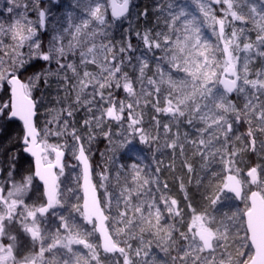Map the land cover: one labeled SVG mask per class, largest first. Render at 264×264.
Returning <instances> with one entry per match:
<instances>
[{
  "label": "trees",
  "instance_id": "trees-1",
  "mask_svg": "<svg viewBox=\"0 0 264 264\" xmlns=\"http://www.w3.org/2000/svg\"><path fill=\"white\" fill-rule=\"evenodd\" d=\"M232 1L233 9L241 19L234 27L239 36V48L236 50L234 48L237 46L232 47V50L229 46L225 49L219 38L218 20L224 12L229 11V14L231 11L221 0L219 6H215L213 0H202L209 7L208 11L207 7L203 9L200 5H194L193 0H135L141 10L144 7L149 9V18L147 22L132 18V24H135L133 30L150 28L152 33L143 44L132 35L131 42L136 50L125 53L123 64L120 57L119 63L122 66L117 63V68L122 71L126 66V78L134 84L136 95L132 98L127 93L129 98L124 102L127 96L122 92L123 88L110 94V99L115 96L122 101V106L118 108L121 110L120 116L116 120L106 115V109L111 104H106V107L86 105L81 99L76 103L74 97L69 108L74 114V122L68 118L69 126L77 131V137L88 139L86 148L93 171L100 164L105 169L112 204L108 216L110 220H116L114 227L117 231L121 230L120 238L125 250L123 254H104L97 235L101 260L78 264H128L125 260L127 258H130L132 264H181L184 256L192 261L188 240L191 223L196 216L203 214L212 220L214 229L225 239L220 253L223 256L221 262L246 264L251 259L253 250L244 219L249 199L245 201L244 198L239 203L234 196L225 192L224 178L227 175V161L233 158L231 148L228 147H237L240 151L252 147L253 153L260 148L264 156V146L259 142L264 141V127L251 129L246 122L243 107L238 104L243 110L241 124L246 134L237 143L230 142L222 122L229 114L226 102L236 100V94L228 96V100L224 98L220 107L216 101V104L212 102L211 109H208V95L202 84V80H213L210 84L219 88L217 78L223 66L228 63L227 54L231 60L238 56L242 65L246 62L247 67L252 68L250 77L262 75L261 79H264V0ZM72 4L73 1L61 0L57 13L60 20L55 26L63 29L64 42L71 39L74 31L71 29L66 32L70 20L65 21L62 13ZM154 6L156 11H153ZM101 7L105 10L103 5ZM108 15L111 17L109 12ZM34 18L37 19V14ZM223 23L226 33H229L227 22ZM52 27V21H48L46 29L39 28L45 49L53 35ZM100 29L104 34V29ZM188 36L187 41H184ZM97 40L101 39H85L75 50L77 57L94 48L98 44ZM262 42L259 51L256 50ZM188 44L196 52L194 64L184 60L182 51ZM66 52L71 53L68 50ZM129 55L132 57L131 63L127 60ZM68 56L72 57L73 53ZM136 57L141 59L137 60ZM40 64L52 72L57 71L58 66L54 61L50 66L48 62L40 61ZM241 67L237 68L240 73ZM52 78L48 77L51 82ZM189 78H192V82ZM45 89L50 87H45L41 81L35 95H40ZM185 99L187 103L181 102ZM130 101H133V110L129 107ZM168 104L178 107L180 112H168L165 110ZM209 113L214 114V117H209ZM140 118V127L144 135L146 133L148 136L149 145L142 144L141 139L132 140V134L129 135L124 128L133 126ZM213 122L218 125L214 126V139L208 143L212 131L207 128ZM249 141L254 143L250 145ZM225 142H229V145ZM0 146L6 156L10 150L6 151L3 145ZM221 159L224 164H220ZM15 163L18 165V173L22 174L25 165L30 169L27 174L33 173V163L29 157L24 156ZM202 175L210 176L211 182L205 181V177L201 180ZM61 188L63 191V183ZM175 190L184 196L180 199L179 212H176L174 205ZM41 199L45 201L43 189ZM216 220H220L221 224L218 225ZM174 248L176 251H173ZM66 261L64 259L62 264H66ZM218 264H221L220 260Z\"/></svg>",
  "mask_w": 264,
  "mask_h": 264
},
{
  "label": "rangeland",
  "instance_id": "rangeland-1",
  "mask_svg": "<svg viewBox=\"0 0 264 264\" xmlns=\"http://www.w3.org/2000/svg\"><path fill=\"white\" fill-rule=\"evenodd\" d=\"M67 1L72 2L73 0ZM107 2L110 6V0H107ZM193 2L194 5H200L203 9L207 7L206 10H209V7L205 3H202V0H193ZM221 2L231 10L229 14V11L224 12L223 17H221L223 21L227 22L226 26L230 29V32L226 33L227 46H229L231 50L232 47L234 48L237 46L234 48L236 50L239 48V36L237 34L238 30L234 27L236 26V22L241 21V19L233 9L234 2L232 0H221ZM3 3L4 0H0V7L3 6ZM45 4L41 1V5ZM72 8L73 4L68 9ZM102 8L103 7H101V10L98 13L89 12L84 15H81L80 9L77 8L76 15L70 19L68 29L70 28L74 32L71 39L64 42L65 51L68 50L73 53L72 57L69 58L68 56L69 61L74 60L76 64L79 65L81 56L77 57V53L75 52L78 46L89 37L94 39L99 37L101 39L103 36V30L100 29L103 27L100 25L104 21L105 10H102ZM53 11L56 13L59 12L56 9H53ZM108 12L110 13L111 10L109 9ZM35 14V12H30L29 18L35 21ZM108 18L111 19L109 15ZM0 19H7V17L0 16ZM134 26L135 24H132V29ZM127 28V22L120 25V27L114 31V37L120 39L121 33ZM231 30L233 31L231 32ZM66 32L69 31L67 30ZM37 35L42 44V35L39 28L37 30ZM133 37L136 36L133 34ZM188 38L189 36L185 38L184 41H187ZM4 40L7 44L12 43L9 37H5ZM97 41L98 44L95 45L94 48L85 52L87 53V72L89 75L82 76L80 78V83H77L76 79L72 80V83L76 86L71 89L67 100H65V92L63 88L57 87L56 76H50L54 77L52 78L50 89L42 90L40 93L44 99L38 105L39 114L37 122L38 128L42 134L41 141L47 149L45 161L47 163L53 162V148L65 149L69 156V159L66 161L65 171L60 176V180H65L66 182H61L60 184L58 205L47 217H43L38 213V210L43 206V202L41 201V189L43 188L40 183L33 177V175L26 177L21 175L20 178V176L13 172V168L15 169L16 165L15 162L11 161L8 163L3 159L7 172L2 183V193L0 195V264H62L64 259L68 260L66 261V264H78L82 262L85 263V261L97 262V260L99 261L102 258L99 254L100 250H98L99 245L96 240L97 233L95 225L87 224L84 218L82 209V170L76 160L78 141L81 140L85 147L89 141L88 139L84 140L79 136L77 137V131L69 126L68 117L60 112V109L66 107L67 104L71 107L75 97V99L79 98L83 100L86 105L106 107V104H111V107L106 109V115L107 118L116 120V118L120 116L119 111L121 110L118 108L122 106V101H119V97L115 96L110 99V94L123 88L122 92L127 96L124 98V102L128 101L129 94L132 95V98L136 95L134 84L126 78V76H128L126 66L125 69L122 70L123 74L121 69L117 68V63L120 62V53L113 52V50L109 48L107 54H105L101 47V40ZM69 44L71 45L70 48L68 47ZM262 44L263 42L257 46L258 48L256 50L260 49ZM21 51L27 55L29 50L27 46H25ZM182 53L185 62L188 61L189 64L195 63L194 57L196 52L193 51L189 44L185 47V50L182 51ZM245 55L247 56L246 53ZM34 59L35 57L33 60ZM114 59L116 60L115 66H113ZM247 61L250 63L249 58ZM232 62L237 68L240 65L242 66L241 73L239 71V90L236 93V100L226 102V108L229 114L228 116H225L222 124H224L227 129L226 133L228 134H226V136H229L228 140L237 143V141L246 134L242 129L241 111L244 110L246 113H244L246 115L245 119L251 129H261V127H264V79H261L262 75L250 77L252 75L250 74L252 68L249 69L246 62L242 65L238 56L233 57ZM50 65L51 63H48V66ZM119 65H121V63H119ZM227 67L228 63L223 66L222 72H224ZM193 70H195V68H193ZM195 71L193 72L194 75ZM222 72L217 78L219 88L210 84L213 80H210V82L202 80V84L205 86L204 91H206L208 95V109H211V103L214 101H216L220 107L224 103V98L228 100V95L219 84ZM189 73L190 72H188V75ZM69 75H71V73H69ZM208 75L210 74L208 73ZM189 79H191L192 82V78ZM214 80H216V78H214ZM40 83L37 86L38 91ZM52 85H54V87H52ZM181 102L187 103L188 101L185 99ZM214 104L216 103L214 102ZM238 104L243 107V110L239 108ZM130 106L131 110H133V101L129 102V107ZM69 108L66 109V111H70ZM165 110L170 113L180 112L178 107L175 108L171 105L169 106V104L166 105ZM209 117L213 118L214 114L209 113ZM137 121L138 122H135L133 126H126L124 128L127 129L129 135L130 133L132 134V140L135 141L141 139L142 144L147 145L149 142V139L147 138L148 136L146 133L144 135L140 127L142 119L140 118V120ZM218 123H220V121H218ZM218 123L215 122L214 124L213 122L214 125L210 124V128H207L208 131H212L208 136V143L212 141V138L214 139V129H216L214 126H217ZM128 136H126V139H128ZM259 142L264 146V141L259 140ZM225 143L229 145V142ZM252 143L254 142L249 141L250 145H252ZM228 148H231L230 150L233 158L230 159V161H227L228 166L225 169L226 174L233 173L241 178L246 188L245 201H248L250 193L253 191L248 176L249 170L253 167L258 169L260 177L258 190L264 196V156L262 155L261 149L259 148L260 150L258 149L256 153H253L252 147L244 148L242 151L237 147ZM256 163L257 165H255ZM220 164H224L223 159H221ZM66 169L68 170L66 171ZM103 169L104 168L101 164L100 166H96L95 172L93 171V176L102 199L103 207L108 215L109 209L112 207L110 198L111 194L108 191L107 175L104 171L105 169ZM66 174H68V177H65ZM204 177L205 176L202 175L201 180H203ZM209 177L210 176L205 177V181L207 180L208 182H211ZM62 183L63 191L61 188ZM183 197V193H179L175 190V196H173V199L174 205H176V212L181 211L180 199ZM77 203L80 204V207L77 206ZM248 209L249 206L246 207L245 211ZM108 218L110 231L117 244L122 247L123 240L120 238L122 236V234H120L121 230L117 231L114 227L116 220H110V215ZM216 222L218 225L221 224L220 220H216ZM191 225L192 229L190 230V238L188 240L190 246L189 253L193 257V260L191 261L184 256L181 264H218L219 260L221 264H225L224 261L221 262L223 256L220 254L225 239L214 229L212 220L203 214L202 216H196L195 221H193ZM202 230L210 232L215 237V249L211 254L205 253V250L197 237V233ZM173 251H176V248H174ZM125 255L129 256L128 253ZM125 260L128 264H132L130 258Z\"/></svg>",
  "mask_w": 264,
  "mask_h": 264
},
{
  "label": "snow or ice",
  "instance_id": "snow-or-ice-1",
  "mask_svg": "<svg viewBox=\"0 0 264 264\" xmlns=\"http://www.w3.org/2000/svg\"><path fill=\"white\" fill-rule=\"evenodd\" d=\"M101 5L105 9L104 21L100 25L104 28L101 47L105 54L109 48L113 52H119L123 64L125 53L136 50L131 42L132 35L134 34L142 44L151 36L150 28H144L143 31L136 28L134 33L132 29V18L147 22L149 9L144 7L141 10L135 0H119L122 11L117 16L112 13V7L106 3V0H73V8L65 9L62 15L67 21L76 15L77 8L80 9V14L84 15L89 12L98 13ZM60 7L61 0H52L51 4L43 6L41 0H4L3 6L0 7V16L7 17L0 19V145H3L6 151L10 150L12 158L17 161L27 155L29 141L33 140L38 115L37 106L44 99L42 95H35L38 84L43 81L45 87H51L48 77L56 76L57 87L63 88L67 100L71 89L76 86L72 80L76 79V82L80 83L82 76L89 75L87 53L82 52L79 65L74 60H68V55L71 53L65 51L63 29L55 26L60 17L53 9L58 11ZM109 9L111 19L108 18ZM156 10L154 6L153 11ZM30 12L37 14L35 21L29 18ZM48 21H52L53 35L45 49L37 35V30L46 29ZM125 22L128 28L121 33L120 39H116L113 35L114 31ZM68 31L71 29L69 28ZM5 37H9L12 43H5ZM25 46L29 50L27 55L21 51ZM68 47L70 48L71 45L69 44ZM34 57L35 63L32 62ZM136 59L140 60L141 57ZM127 60L131 63L132 57L129 55ZM40 61L49 64L55 61L58 66L57 71L52 72L44 68ZM115 63L114 59L113 66ZM61 73L63 76L60 75ZM76 103H79V98ZM69 107L67 104L60 109V112L74 122L73 112L66 111Z\"/></svg>",
  "mask_w": 264,
  "mask_h": 264
},
{
  "label": "water",
  "instance_id": "water-1",
  "mask_svg": "<svg viewBox=\"0 0 264 264\" xmlns=\"http://www.w3.org/2000/svg\"><path fill=\"white\" fill-rule=\"evenodd\" d=\"M41 1L43 3L48 1L52 3V0ZM213 2L215 6L220 4V0H213ZM110 6L112 7V13L119 16L122 11L119 0H110ZM218 34L223 47L226 49V31L221 19L218 20ZM226 58L228 67L220 77L219 84L228 96L233 97L239 89V74L229 54H227ZM52 151L54 160L47 163L45 161L47 149L41 141V131L37 126L36 117L33 140L29 141L27 155L33 159L34 177L44 190L46 203L38 210L39 215L43 217H47L58 205L60 174L64 172L67 160L65 149L53 148ZM76 160L82 170V209L86 223L95 225V230L100 239V247L104 253L108 255L123 253L124 249L117 244L110 231L108 225L109 219L103 208L101 196L94 181L91 159L82 141L78 142ZM248 176L255 189L250 194V208L245 213L249 241L254 251L251 260L247 264H264V196L257 189L260 181L258 169L255 167L251 168ZM1 178L2 170L0 168V188ZM224 190L233 195L239 203L243 201L245 187L238 175L233 173L226 175ZM199 239L206 253L214 251L215 237L210 232H202L199 235Z\"/></svg>",
  "mask_w": 264,
  "mask_h": 264
},
{
  "label": "flooded vegetation",
  "instance_id": "flooded-vegetation-1",
  "mask_svg": "<svg viewBox=\"0 0 264 264\" xmlns=\"http://www.w3.org/2000/svg\"><path fill=\"white\" fill-rule=\"evenodd\" d=\"M3 151H4V149L2 148V146H0V168H1V170H2V178H1V188H0V195H1V193H2V183H3V180H4V177L6 176V172H7V169H6V165L3 163V159H5L6 160V162H8V163H10L11 161L9 160L8 161V157H7V155H8V153H7V155L5 156L4 155V153H3ZM47 154V153H46ZM54 155V154H53ZM25 156H27V157H29L30 159H31V161H32V163H33V159L30 157V156H28V155H25ZM46 156V155H45ZM16 164V163H15ZM28 171H30V169L28 170ZM28 171L27 172H24V171H22V174H24L25 175V177L26 176H31V175H33V177H34V163H33V173H29V174H27L28 173ZM13 172L16 174V175H18V176H20V175H22L21 173H18V165L16 166L15 165V169L13 168ZM35 178V177H34ZM43 193H44V191H43ZM41 201H42V199H41ZM43 202V206L45 205V201H42ZM246 224V223H245ZM246 231H247V228H246ZM202 232H205V230H202V231H200V232H198L197 233V237H198V239H199V235L202 233ZM247 234H248V232H247ZM248 239H249V236H248ZM199 241H200V243H201V245L203 246V244H202V242H201V240L199 239ZM249 243H250V241H249ZM251 245V244H250ZM252 247V246H251ZM204 248V247H203ZM252 250H253V248H252ZM206 253V252H205ZM253 253H254V251H253ZM117 254H119V253H117ZM120 254H123V253H120ZM207 254H211V253H207ZM114 255H116V254H114ZM112 256V255H111ZM252 256H253V254H252ZM252 258V257H251ZM251 260V259H250ZM249 260V261H250ZM248 261V262H249ZM247 262V263H248ZM246 263V264H247Z\"/></svg>",
  "mask_w": 264,
  "mask_h": 264
},
{
  "label": "bare ground",
  "instance_id": "bare-ground-1",
  "mask_svg": "<svg viewBox=\"0 0 264 264\" xmlns=\"http://www.w3.org/2000/svg\"><path fill=\"white\" fill-rule=\"evenodd\" d=\"M45 3H51V2L48 1V2H45ZM45 3H44V4H45ZM7 157H8V159H9L10 161H13V162H16V161H17V160H15V159L12 158V155L10 154V152L8 153ZM26 166H27V165H25V166L22 167V170H23L24 172H27V170H28V166H27V168H26Z\"/></svg>",
  "mask_w": 264,
  "mask_h": 264
}]
</instances>
